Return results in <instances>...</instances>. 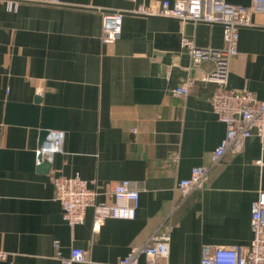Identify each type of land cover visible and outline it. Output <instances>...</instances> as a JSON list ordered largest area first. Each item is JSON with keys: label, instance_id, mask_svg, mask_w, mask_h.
Here are the masks:
<instances>
[{"label": "crops", "instance_id": "1", "mask_svg": "<svg viewBox=\"0 0 264 264\" xmlns=\"http://www.w3.org/2000/svg\"><path fill=\"white\" fill-rule=\"evenodd\" d=\"M14 1L17 9L0 4V249L8 252L0 264H64L74 247L112 264L161 227L171 240L160 264H200L205 244L250 245L264 146L253 135L213 163L227 129L212 106L216 85L199 79L188 94L175 91L193 74L182 39L221 49L223 27L132 12L162 0ZM228 1L250 7L253 23L240 29L228 86L264 100V2ZM109 10L124 11L114 43L102 40ZM54 133L60 149L41 159ZM196 166L209 169L204 185L184 194L179 182ZM53 174L101 187L130 179L140 191L136 217L95 224L89 208L72 227Z\"/></svg>", "mask_w": 264, "mask_h": 264}, {"label": "built area", "instance_id": "2", "mask_svg": "<svg viewBox=\"0 0 264 264\" xmlns=\"http://www.w3.org/2000/svg\"><path fill=\"white\" fill-rule=\"evenodd\" d=\"M4 1V0H3ZM137 2L138 0H130ZM262 3L264 0H255ZM2 0H0L1 4ZM56 4L58 0H41ZM9 9H17L19 1L6 0ZM132 12L142 15H155L177 18L180 21L192 20L195 23L219 24L224 30L225 47L221 49L203 47L189 37L182 39L183 47L192 60L193 74L185 85L175 89L176 93L186 95L197 80H204L216 85L211 97L214 111L226 124V135L213 154V163H217L227 152H239L245 141L256 135L264 146V100L256 93L246 89L236 93L228 86L230 64L238 53L240 29L253 25L252 9L241 3L228 0H170L142 2ZM124 11L109 10L103 14L102 40L114 43L121 34ZM206 62L211 68L203 67ZM62 137L54 133L41 146L40 153L60 149ZM209 169L196 166L190 177L182 179L178 188L188 194L203 187ZM55 187V196L60 201L63 218L72 226L81 223L89 208L94 209L95 224H100L108 217L133 219L139 205L140 191L130 179L114 181L99 186L79 176H51ZM100 195L114 199L113 203L99 200ZM253 239L248 246L205 244L202 249L200 264H264V191L252 205ZM171 235L162 227L150 235L141 245H135L125 256L119 257L112 264H140V258H147L146 264H160L161 259L169 255ZM8 252L0 249V259H5ZM64 264L81 262L99 264L90 259L87 250L74 247L69 256H62ZM167 264V263H166Z\"/></svg>", "mask_w": 264, "mask_h": 264}, {"label": "water", "instance_id": "3", "mask_svg": "<svg viewBox=\"0 0 264 264\" xmlns=\"http://www.w3.org/2000/svg\"><path fill=\"white\" fill-rule=\"evenodd\" d=\"M47 133V131H43V138L45 139L46 137H45V134ZM43 139V140H44ZM42 157H43V154H41L40 155V158L42 159ZM40 166L43 168V170H47V168H49V166H50V162L49 161H43V162H41V164H40Z\"/></svg>", "mask_w": 264, "mask_h": 264}]
</instances>
